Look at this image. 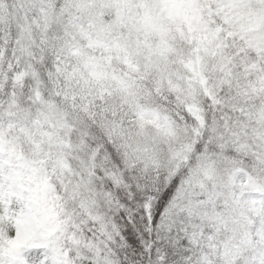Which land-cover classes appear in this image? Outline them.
<instances>
[{"label": "snow or ice", "instance_id": "6c2138e0", "mask_svg": "<svg viewBox=\"0 0 264 264\" xmlns=\"http://www.w3.org/2000/svg\"><path fill=\"white\" fill-rule=\"evenodd\" d=\"M0 264H264V0H0Z\"/></svg>", "mask_w": 264, "mask_h": 264}]
</instances>
